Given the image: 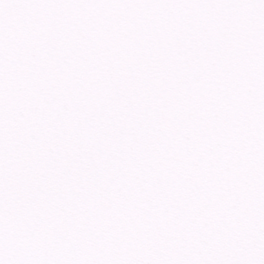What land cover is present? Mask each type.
<instances>
[{
    "label": "snow or ice",
    "instance_id": "1",
    "mask_svg": "<svg viewBox=\"0 0 264 264\" xmlns=\"http://www.w3.org/2000/svg\"><path fill=\"white\" fill-rule=\"evenodd\" d=\"M0 264H264V0H0Z\"/></svg>",
    "mask_w": 264,
    "mask_h": 264
}]
</instances>
